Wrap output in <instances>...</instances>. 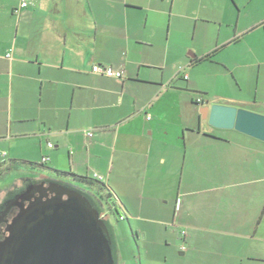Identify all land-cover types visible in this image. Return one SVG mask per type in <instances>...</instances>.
Returning a JSON list of instances; mask_svg holds the SVG:
<instances>
[{"label":"crops","instance_id":"crops-1","mask_svg":"<svg viewBox=\"0 0 264 264\" xmlns=\"http://www.w3.org/2000/svg\"><path fill=\"white\" fill-rule=\"evenodd\" d=\"M19 1L0 0L19 15L0 86L10 118L29 111L35 137L56 143L42 160L54 172L40 177L64 172L86 186L73 176L94 173L124 220L129 209L156 212L135 229L139 264H264V142L202 115L223 105L264 116V0ZM17 84L34 104H13ZM113 249L116 264H132Z\"/></svg>","mask_w":264,"mask_h":264},{"label":"water","instance_id":"water-1","mask_svg":"<svg viewBox=\"0 0 264 264\" xmlns=\"http://www.w3.org/2000/svg\"><path fill=\"white\" fill-rule=\"evenodd\" d=\"M202 115L210 127L264 142L263 115L223 105L208 106ZM27 196L35 201L0 242V264H116L110 231L86 196L57 183L40 184Z\"/></svg>","mask_w":264,"mask_h":264},{"label":"rangeland","instance_id":"rangeland-1","mask_svg":"<svg viewBox=\"0 0 264 264\" xmlns=\"http://www.w3.org/2000/svg\"><path fill=\"white\" fill-rule=\"evenodd\" d=\"M18 5H20V1ZM31 8L32 6L30 7V9ZM18 16V14L13 13L11 4L3 3L1 5L0 70L2 71L10 70L11 64L14 63V61H11L14 60L13 58H15V56L18 54L13 45V41L18 33ZM24 34L25 29L22 25L20 27L19 39L21 46L23 47L25 46ZM17 82L24 83V81L22 80H17ZM35 89H37V92L40 91V87L38 86V84H36ZM9 96L10 87L3 85L0 86V164H9L11 162H14V160H26L38 166L42 165V160L44 157H49V160H52V152L47 150V144L48 142H51L53 145H55L56 143L52 139H49L48 141L45 138H39L40 134H38V137H35V134L39 132L40 124L38 121H32L33 116L29 111H14L13 108V119H11ZM35 102L36 93L34 95L32 93V89H27V87L17 84V88L14 92L13 104L16 106L19 103L34 104ZM59 151H62V149ZM57 153L58 151H56L54 154ZM50 163L51 162L49 161L46 165L38 166L37 171H40V174L32 175H34L35 177L41 175V173H53L54 171L52 172L50 170ZM21 165H24V163H22ZM24 173L26 174V172L22 170L15 171L8 176H3L2 178H0V202L5 197L8 198L13 195V193H17L19 191V188H21L23 184H26V179L25 177H23ZM84 177L94 179V173H90L89 176L85 174ZM48 179L60 182L68 187H74L77 190L81 191L83 194H88L91 198H93L109 225L112 234L111 236L113 247H115V245H118L120 251L119 256L124 258L128 257L132 261V264H139L140 257L137 245L138 236L135 229L137 228V226L140 228H145L152 225V223H150V221L147 222V220H153L154 217L156 218V212L154 215L153 213H146L143 211H141V213L139 212L140 210L138 211L137 209H129V211H131V214H126L127 220L121 221L120 214L122 213V210L119 209V207H114L115 201L111 200V202H108V204H106L105 199H103L104 194L102 195L99 187L76 185L72 181L57 177V174ZM150 211L151 210H149V212ZM160 233L162 234L161 231ZM164 237L165 235H162V237L160 238ZM179 248H182V245L179 246ZM160 250H162L161 256H165L166 253L170 252L167 251L164 246H162Z\"/></svg>","mask_w":264,"mask_h":264},{"label":"flooded vegetation","instance_id":"flooded-vegetation-1","mask_svg":"<svg viewBox=\"0 0 264 264\" xmlns=\"http://www.w3.org/2000/svg\"><path fill=\"white\" fill-rule=\"evenodd\" d=\"M37 177V178H36ZM34 178L26 179V184H23L21 188H19V191L17 193H13L10 197H5L0 202V242H3L8 236V228L11 225L12 221L20 214L22 209H28L31 204L35 201V198L40 197V192H35V198L30 199L29 196H27V192L31 189L35 190L36 186H39L40 184H45L47 187L50 183H57L60 185L65 186L64 184L60 182H56L54 180H49L48 178H43L40 176H36ZM68 187V186H65ZM70 189H74L81 194H83L81 191L77 190L76 188L68 187ZM86 196L93 206H95L98 211L100 212L101 219L105 222V218L102 215L99 206L95 202L93 198H91L88 194H83ZM49 197H52V194H49ZM67 196H64V199H66Z\"/></svg>","mask_w":264,"mask_h":264},{"label":"trees","instance_id":"trees-1","mask_svg":"<svg viewBox=\"0 0 264 264\" xmlns=\"http://www.w3.org/2000/svg\"><path fill=\"white\" fill-rule=\"evenodd\" d=\"M212 56L213 55H209V56H207L206 58H204L202 60L203 61L211 60L212 59ZM22 163H24V165H21ZM38 166H42V165H38ZM38 166L36 164L32 163V162H25V161H14V162H11L9 164H4V165L3 164L2 165L0 164V178H2L3 176H8L12 172L20 171L21 169H26L30 173L35 174V175L36 174L38 175V174H40L39 173L40 171H37L38 170ZM57 175L58 176H61V175H69V173H64V172L60 173V172H57ZM73 178H74V180L76 182H79L81 184L88 185V186H91V187L97 186L96 185V182L93 179H91V178L81 177V176H77V175H74ZM121 216H123V215H120V217ZM106 225H107V223H106Z\"/></svg>","mask_w":264,"mask_h":264},{"label":"built area","instance_id":"built-area-1","mask_svg":"<svg viewBox=\"0 0 264 264\" xmlns=\"http://www.w3.org/2000/svg\"><path fill=\"white\" fill-rule=\"evenodd\" d=\"M33 0H21L20 8L21 9H28ZM92 73L95 75L111 78V79H118V80H124L125 75L124 72L121 70H115L112 67H106L102 65H95L92 68ZM50 148H53L52 145H49ZM47 159H43V162H46ZM120 220H124V216L120 217Z\"/></svg>","mask_w":264,"mask_h":264}]
</instances>
